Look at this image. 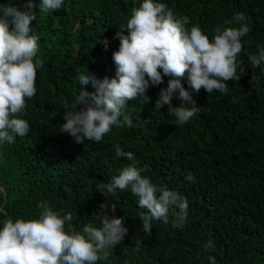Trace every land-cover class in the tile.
<instances>
[{"label": "trees", "instance_id": "1", "mask_svg": "<svg viewBox=\"0 0 264 264\" xmlns=\"http://www.w3.org/2000/svg\"><path fill=\"white\" fill-rule=\"evenodd\" d=\"M26 2L0 0V5L26 11ZM33 2L31 26L39 36L43 67L37 69L36 95L22 115L29 133L0 143V227L8 216L38 217V204L45 201L62 214L70 212L77 230L89 223L100 227L104 214L123 217L126 236L109 249L108 261L97 264H209L210 256L216 264H264V62L249 61L264 50V0H154L176 16H188L187 27L199 25L210 39L216 26L244 13L250 31L241 38L244 47L237 58L244 71L238 81L227 82L223 94L203 88L194 93L182 79L199 109L184 125L176 123L167 105L154 108L158 92L167 87L165 76L147 90L148 103L138 97L122 109L132 127L113 126L102 141L82 144L61 133L65 111L79 90L95 91L91 83L79 84L78 76L115 77L116 33L143 0H64L62 8L49 13L39 12L40 0ZM181 103L177 92L172 105ZM115 145L131 151L134 160L116 157ZM129 165L186 197L183 228L172 226L170 210V222L154 220L146 234L139 216L147 209L138 206L130 187L115 195L100 191ZM189 174L194 181L186 179ZM209 240L215 247L205 251Z\"/></svg>", "mask_w": 264, "mask_h": 264}, {"label": "clouds", "instance_id": "2", "mask_svg": "<svg viewBox=\"0 0 264 264\" xmlns=\"http://www.w3.org/2000/svg\"><path fill=\"white\" fill-rule=\"evenodd\" d=\"M63 2L40 0L39 12L59 10ZM36 7L33 0H27L26 11L15 4L0 5V143H13L15 137L26 136L30 131L22 115L27 100L36 95L37 69L43 67L37 56L39 36L32 32L31 26L36 20L33 11ZM244 20V13H237L216 26L210 39L199 25L187 27L188 16L174 15L164 3L143 0L131 10L126 26L116 33L120 43L113 52L115 77L99 79L89 73L78 76L79 84L91 83L95 91L79 90L74 103L65 111L61 133L82 144L85 139L102 141L113 126L132 127L131 118L122 109L138 97L148 103L147 90L162 84L165 76L169 77L167 87L158 92L154 108L167 105L176 123L186 124L199 110L192 92L198 94L203 88L209 94L214 90L223 94L228 91V81L240 79L244 71L242 64L237 63L244 47L241 38L250 31ZM233 21L240 22L239 26H232ZM103 44L107 48L108 41L105 39ZM249 61L259 66L264 62V50L249 56ZM185 77L192 92L181 83ZM177 92L182 103L173 107ZM114 151L116 157L134 160V154L123 151L119 145L114 146ZM141 171L134 165L126 166L109 183L102 184L100 191L105 196V193L115 195L117 190L130 187L131 193L138 197V206L147 209L139 216L146 234H151L154 220L168 224L170 210H173L172 226L183 228L189 207L186 197L158 186L142 176ZM186 179L194 181L191 174ZM104 207L102 204L101 208ZM38 208V217L8 216L2 221L0 264H97L108 261L109 249L115 248L128 231L123 217L104 214L100 227L89 223L77 230L70 223L73 220L70 212L62 214L45 201ZM203 247L208 251L215 244L209 240ZM209 264H216L215 257H209Z\"/></svg>", "mask_w": 264, "mask_h": 264}]
</instances>
